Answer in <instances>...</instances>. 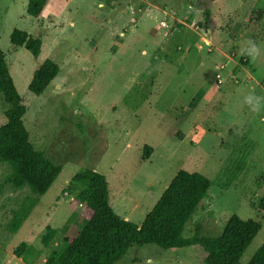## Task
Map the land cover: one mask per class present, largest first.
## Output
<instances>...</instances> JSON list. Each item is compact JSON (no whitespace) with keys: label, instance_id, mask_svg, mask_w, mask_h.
Masks as SVG:
<instances>
[{"label":"rangeland","instance_id":"1","mask_svg":"<svg viewBox=\"0 0 264 264\" xmlns=\"http://www.w3.org/2000/svg\"><path fill=\"white\" fill-rule=\"evenodd\" d=\"M27 2L0 0V51L30 141L61 172L11 234L13 211L34 195L8 185L0 163V264H44L80 231V207L66 188L84 169L105 177L109 206L136 225L179 171L203 175L210 187L183 238L215 237L231 216H254L264 190V0H50L37 19ZM15 29L40 38L36 59L10 43ZM44 60L59 73L35 96L28 85ZM250 94L261 98L255 111ZM6 108L0 94V127ZM145 146L152 152L144 160ZM49 228L56 234L45 247ZM22 242L32 248L28 261L13 255ZM263 242L264 223L240 264ZM204 259L199 246L146 245L115 264Z\"/></svg>","mask_w":264,"mask_h":264},{"label":"trees","instance_id":"2","mask_svg":"<svg viewBox=\"0 0 264 264\" xmlns=\"http://www.w3.org/2000/svg\"><path fill=\"white\" fill-rule=\"evenodd\" d=\"M50 0H28L26 13L39 18ZM205 21L209 10L203 9ZM10 43L26 50L33 58L41 52L39 37L24 31L13 30ZM59 67L51 60H44L35 70L28 90L35 96L42 95L58 75ZM0 94L6 105L5 124L0 127V163L6 165L9 174L6 183L15 190H28L34 199H25L20 209L14 210L6 229L16 233L61 172L43 152L30 141L23 118L26 108L17 93L4 56L0 51ZM152 149L143 148V159H148ZM210 182L199 173L179 171L162 192L141 224L121 219L108 203V186L105 177L93 170L76 173L66 193L80 207L82 228L55 252L44 264H115L132 246L154 245L162 250L199 246L205 253L204 264H240L239 259L261 230L264 223V190L254 210V216L242 220L231 216L218 236L195 234L183 238L182 233L207 196ZM56 231L47 229L41 237L45 247L53 241ZM32 248L20 243L13 255L28 261ZM247 264H264V242Z\"/></svg>","mask_w":264,"mask_h":264},{"label":"clouds","instance_id":"3","mask_svg":"<svg viewBox=\"0 0 264 264\" xmlns=\"http://www.w3.org/2000/svg\"><path fill=\"white\" fill-rule=\"evenodd\" d=\"M248 44H249V47L247 50L250 54H254L258 51L256 46L254 44H252L251 41H249ZM260 102H261V98L258 96L250 94V95L245 97V103L250 105V107L252 108L253 111H255L259 108Z\"/></svg>","mask_w":264,"mask_h":264}]
</instances>
